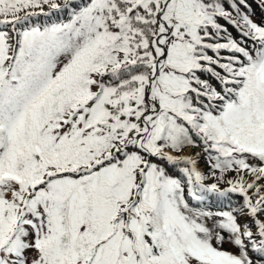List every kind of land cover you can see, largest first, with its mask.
<instances>
[{"label": "snow or ice", "instance_id": "obj_1", "mask_svg": "<svg viewBox=\"0 0 264 264\" xmlns=\"http://www.w3.org/2000/svg\"><path fill=\"white\" fill-rule=\"evenodd\" d=\"M253 14L0 0V264H264Z\"/></svg>", "mask_w": 264, "mask_h": 264}, {"label": "trees", "instance_id": "obj_2", "mask_svg": "<svg viewBox=\"0 0 264 264\" xmlns=\"http://www.w3.org/2000/svg\"><path fill=\"white\" fill-rule=\"evenodd\" d=\"M248 3L251 5L252 12V19L256 22H260L261 19H264V12L261 11L260 7L257 6V0H248ZM231 30V29H230ZM233 31V35H235V31Z\"/></svg>", "mask_w": 264, "mask_h": 264}]
</instances>
